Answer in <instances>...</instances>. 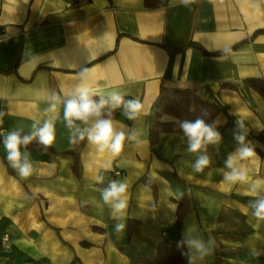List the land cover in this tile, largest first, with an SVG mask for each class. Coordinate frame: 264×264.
Instances as JSON below:
<instances>
[{"label":"crops","instance_id":"0c3cea01","mask_svg":"<svg viewBox=\"0 0 264 264\" xmlns=\"http://www.w3.org/2000/svg\"><path fill=\"white\" fill-rule=\"evenodd\" d=\"M247 78L264 80V0H0L4 133H31L37 120L57 116L51 149L28 147V178L9 165L0 136V264H147L169 252L176 232L211 249L203 255L186 244L189 264V257L191 264H264V220L252 215L247 190L264 185V95ZM81 83L96 95L141 100L139 119L113 115L117 127L143 130L141 144L126 142L113 157L87 140L69 143L62 104L44 110L51 93L64 96ZM178 89L217 104L215 118L233 124L220 131L219 145L207 146L211 163L201 172L182 130L149 140L156 98ZM237 119L255 154L243 162L248 183L228 191L220 181ZM113 169L123 174L110 177ZM110 179L128 186L119 233L100 196ZM177 193L190 207L179 227Z\"/></svg>","mask_w":264,"mask_h":264},{"label":"clouds","instance_id":"9594fccd","mask_svg":"<svg viewBox=\"0 0 264 264\" xmlns=\"http://www.w3.org/2000/svg\"><path fill=\"white\" fill-rule=\"evenodd\" d=\"M187 5L189 0H180ZM227 53L228 49L225 48ZM38 58V56H37ZM83 77V73H82ZM96 93L85 87L83 83L78 85L74 91H69L64 96L57 93H51L48 96L49 107L44 111L56 113L58 104L63 106V120L68 128L69 143L77 144L87 140L90 146H95L99 152L108 151L113 157L119 156L124 150L126 142L141 144L144 132L137 127L119 128L117 122L113 119V113L120 110V114L129 121L139 119L143 113V104L138 98H125V95L119 91H111L108 98L103 95L99 100L93 97ZM3 114L0 113V116ZM207 116V111L204 112ZM57 116L49 115L43 121L37 120L33 124L31 133L22 134V130L14 129L10 132H0L3 136V147L6 152V159L9 165L16 170L20 178H28L34 170L31 153L28 146L33 140L38 138V143L45 148L49 147L55 139V122ZM79 122V123H77ZM223 123L221 118L212 119L211 122L197 117L195 120H182L179 128L187 141L186 151L196 154L192 163V168L196 172H201L210 165L211 158L208 155V145H219L223 141L220 127ZM39 125V127H37ZM80 125H84L81 127ZM249 130L245 123L237 119L233 131L235 141L234 150L228 153L224 167L226 171L223 174L221 185L228 191L237 185L248 183L249 169L244 165L255 154V149L248 139ZM111 165H105L110 168ZM97 183H103L102 175L96 176ZM127 184L119 179H110L101 191V200L104 205L111 209L113 218L117 221L115 228L119 233L125 225L121 222L128 207L126 193ZM248 193L253 197L248 202L252 209V215L259 221L264 220V185L251 183L248 187ZM183 193H177V199L181 198ZM212 243L211 238L208 244ZM180 244H187L203 255H208L211 249L206 247L203 240L195 239L187 234H183ZM251 254L259 256L261 252L253 249ZM183 255V253H182ZM192 257H189L191 264Z\"/></svg>","mask_w":264,"mask_h":264},{"label":"trees","instance_id":"16d2710c","mask_svg":"<svg viewBox=\"0 0 264 264\" xmlns=\"http://www.w3.org/2000/svg\"><path fill=\"white\" fill-rule=\"evenodd\" d=\"M148 5H161L164 0H146ZM213 53L220 54L222 51H215ZM247 86L253 87L256 91L264 95V80L257 78H247L244 80ZM101 95H95L93 98L99 100ZM105 99L108 96H104ZM126 99L128 97H125ZM220 108L217 104L209 102L202 98L199 93H194L190 89H178L172 92L171 95H160L156 98L153 104V118L149 128V140L151 145L158 142L161 132L177 133L181 131L179 123L182 120H195L197 117H201L209 122L215 119ZM207 111L208 115L205 116L204 112ZM118 114L114 111L113 115ZM163 115H167L169 119H162ZM231 122H227L220 127V131L232 126ZM22 134L27 132L22 131ZM28 147L45 148L38 143V138ZM45 149H51V145ZM189 201L186 195H182L178 199L177 206V219L176 226L179 227L180 222L186 216L189 211ZM182 236L179 232H176L175 237L170 245V250L166 255H157L153 258L145 259L147 264H189L188 252L186 244H180ZM183 253V255H182Z\"/></svg>","mask_w":264,"mask_h":264},{"label":"built area","instance_id":"2783aa9c","mask_svg":"<svg viewBox=\"0 0 264 264\" xmlns=\"http://www.w3.org/2000/svg\"><path fill=\"white\" fill-rule=\"evenodd\" d=\"M116 112L118 113V114H120V110H116ZM0 113H2L3 114V110L2 109H0ZM3 116H0V132H5V127H4V125H3V118H2ZM121 174H123V171H121V170H119V169H113L112 171H111V173H110V177H113V176H116V175H121ZM104 187H106V186H104ZM162 234L163 235H165L166 234V231H163L162 232ZM7 240H8V236L6 235V234H4L3 236H2V243H3V245L4 246H8L7 244H6V242H7Z\"/></svg>","mask_w":264,"mask_h":264}]
</instances>
